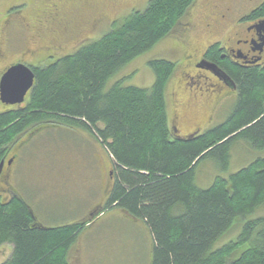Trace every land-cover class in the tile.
Returning a JSON list of instances; mask_svg holds the SVG:
<instances>
[{
  "label": "trees",
  "instance_id": "obj_1",
  "mask_svg": "<svg viewBox=\"0 0 264 264\" xmlns=\"http://www.w3.org/2000/svg\"><path fill=\"white\" fill-rule=\"evenodd\" d=\"M196 1L150 0L100 39L33 67L35 85L25 103H0V160L44 129L84 130L113 160L103 211L118 208L143 224L152 240L150 264H264V217L248 219L264 205V158L227 178L218 176L207 188L197 183L202 162L228 170L239 141L264 151L263 56L243 66L229 64L237 99L226 121L201 133L182 136L171 128L166 87L176 64L170 60L148 62L155 75L149 88L126 86V78L107 88L119 71L169 38ZM263 16L264 4L249 19ZM213 51L221 53L219 46ZM237 220L243 223L236 236L218 245ZM91 223L87 218L44 226L17 192L0 205V247H14L3 264H72L70 252Z\"/></svg>",
  "mask_w": 264,
  "mask_h": 264
},
{
  "label": "rangeland",
  "instance_id": "obj_2",
  "mask_svg": "<svg viewBox=\"0 0 264 264\" xmlns=\"http://www.w3.org/2000/svg\"><path fill=\"white\" fill-rule=\"evenodd\" d=\"M118 1L121 2L120 6L117 4ZM149 1L0 0V42H5V39L12 41L9 48L6 44L3 45L5 55L0 71L17 64H24L30 68L50 65L52 61L49 58L53 59L55 56L57 60L100 39L111 30L115 21L135 11H144ZM225 1L227 5H231V10L229 9L228 13L224 12L226 16L222 18L223 12L218 0H197L169 38L163 39L119 71L108 83L107 88L121 78H126L123 79L126 86L149 88L154 84L155 75L148 62L167 59L176 64V70L166 87L167 110L172 130L186 136L197 127L192 120L199 122L204 115L210 118V121L213 119L216 121L206 125L203 130L226 121L228 108L233 107L236 95L230 96L222 105L218 103L220 110L216 116H213L215 113L207 114L205 108L197 109V104L193 106L194 102L188 103L190 108L186 104L179 106L178 100L184 95L181 92L185 83L183 72L190 69L192 62L200 56L203 45L207 46L209 37L204 34L205 25L209 21L212 25L215 23L223 31L224 39L234 31L231 28L232 24L249 11L256 9L264 0ZM53 4L58 6L57 13L60 17L70 19L66 21L58 19L57 34L53 29L41 26L40 37H34L28 29L39 27L41 25L38 22L39 11L42 12ZM72 11L77 16H74ZM82 16L87 20L99 19L101 24L87 26ZM217 18L220 23L215 22ZM5 19H10L11 23L1 24ZM73 29L77 32L68 34ZM33 30L36 29H31ZM16 32L19 33L15 34ZM13 35L20 37L14 38ZM50 48L56 53H49ZM262 55L264 59V53ZM188 81L195 87L198 85L194 79ZM203 82L199 81L202 86ZM0 110L5 109L1 107ZM205 122L209 124L206 117L201 120L202 124ZM24 138L25 136L21 139ZM32 139L34 140L31 143L21 147L19 160L14 165L16 172L11 182L18 195L31 206L36 220L49 227L71 224L87 218L93 220V223L78 236L77 244L70 252V262L79 264L85 251L88 255L86 264L145 263L149 259L150 238L143 224L132 220L118 208L103 211L112 185L110 173L113 175L114 166L112 157L101 142L84 130L61 127L44 129ZM10 149L13 151L12 147ZM258 158H264V151L257 152L247 143L239 141L231 150L228 170L222 172L210 160L200 164L197 169L198 186L207 188L218 176L227 178ZM262 217L264 205L256 208L248 219L256 220ZM242 223L243 220H237L218 245L234 238ZM79 243H82V248L77 247ZM12 248L14 247L10 244L0 247V264L10 258Z\"/></svg>",
  "mask_w": 264,
  "mask_h": 264
},
{
  "label": "flooded vegetation",
  "instance_id": "obj_3",
  "mask_svg": "<svg viewBox=\"0 0 264 264\" xmlns=\"http://www.w3.org/2000/svg\"><path fill=\"white\" fill-rule=\"evenodd\" d=\"M247 1H251V0H247ZM218 2L221 3L220 5L221 12H223V15L221 17L224 18L226 16L225 13L230 12L231 5L230 4L227 5V1L225 0H218ZM117 4L118 6H120L121 2L118 1ZM263 4L264 1L258 7H261ZM57 7H58L57 5L53 4L47 6V8L42 12L39 11L40 15L38 22H40L41 25L39 27L29 28L28 30L30 31L31 35L39 38L41 35L39 30H42V28H40L41 26L45 28L53 29V32L55 31V33L57 34L56 24L58 19H62V21L63 20L66 21L70 19L69 17L64 18L65 16L63 18L60 17L57 13ZM256 9L249 11L247 15H244L234 24H232L231 28L234 29V31L228 34V37L224 39L222 38L223 31L219 29L215 23L214 25H212L209 21L205 25L204 34L208 35L209 40H207V46L203 45L204 48H201L200 56L196 58L193 62L189 60L190 62H192L191 68L183 72V79L185 83L181 92L184 93V95L179 97L178 99L180 103L179 106L186 104L190 108V105L188 103L194 102L193 106L197 104V109L205 108L207 114L211 115L212 113H215L213 116H216L220 110V108L218 109V103L222 105L223 103H226V101L229 99L230 96L238 95V86L235 82L232 73L230 72L232 70V67L229 64L236 66H243L247 62H250L249 60H252L253 58L261 59V56H263L262 54L264 53V47L262 51L258 49L259 46L261 45L260 36L257 33V31L254 29V26L256 24L264 20V16L262 19L256 21L249 19L252 12L255 11ZM71 13L74 16H77L73 11ZM21 19H23V17ZM90 19L87 20L84 18L83 20L87 26L91 24H95V25L101 24V21L99 19L98 20L96 18H90ZM8 22L11 23V20L5 19L1 24L6 25V23ZM215 22L220 23L219 18H217ZM20 27L23 26L20 25ZM31 29H36V30L31 31ZM66 30L67 29H65V31ZM75 32L77 31L73 29V31L68 34H72ZM17 33L19 32H16L15 34ZM22 33L24 35L26 34L24 32H21V34ZM16 37H20V35L14 36V38ZM11 42H12L11 40H7V39H5V42H0L1 67L3 65V59L5 55L3 51L4 49L3 45L6 44V47L9 48ZM215 46H219V49L221 50L220 54L213 51V48ZM49 53H56V52L50 48ZM214 65H216L224 74H226L228 77L231 78V80L234 82L236 86V89L230 88L224 79L216 75V73H214L209 68ZM8 69L9 68L7 69L5 68L2 71H0V80ZM188 79L196 80L198 85L195 87L193 83H190L188 81ZM199 81H204L203 86L201 83H199ZM205 117H206V121H209V123L213 121V120L210 121V118H208L205 115L200 119L199 122L193 120V122L197 124L196 125L197 127L191 133L193 134L200 133L203 129H205L206 125H210L208 124V122H205V124L201 123V120H203ZM19 152H20L19 147H17L16 149L13 148V151L10 150L0 160V205L7 204L9 201L12 200L14 196H17L18 191L13 185V182H11V180L16 172L15 170L16 167L14 168V165L19 160L18 159Z\"/></svg>",
  "mask_w": 264,
  "mask_h": 264
},
{
  "label": "water",
  "instance_id": "obj_4",
  "mask_svg": "<svg viewBox=\"0 0 264 264\" xmlns=\"http://www.w3.org/2000/svg\"><path fill=\"white\" fill-rule=\"evenodd\" d=\"M260 36L261 45L259 50L264 47V20L254 26ZM216 75L225 80L230 88L235 89V84L224 74L216 65L209 67ZM35 72L32 68L17 64L8 69L0 80V103L6 106L22 105L26 97L35 85Z\"/></svg>",
  "mask_w": 264,
  "mask_h": 264
},
{
  "label": "crops",
  "instance_id": "obj_5",
  "mask_svg": "<svg viewBox=\"0 0 264 264\" xmlns=\"http://www.w3.org/2000/svg\"><path fill=\"white\" fill-rule=\"evenodd\" d=\"M99 219H101V217H99ZM98 219V220H99ZM149 234V233H148ZM149 238H150V246H149V251H150V253H149V259H147V261L145 262V263H143V264H150L151 263V248H152V240H151V236H150V234H149ZM80 242V241H79ZM80 244V243H79ZM77 245V247L78 246H80L81 248H82V243L80 244V245ZM84 252V254L81 256V260H80V263L79 264H86L87 263V260H88V255H87V253L85 252V251H83Z\"/></svg>",
  "mask_w": 264,
  "mask_h": 264
}]
</instances>
